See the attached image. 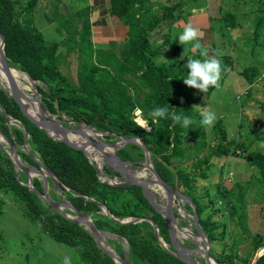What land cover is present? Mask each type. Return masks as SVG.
I'll list each match as a JSON object with an SVG mask.
<instances>
[{"label":"trees","instance_id":"16d2710c","mask_svg":"<svg viewBox=\"0 0 264 264\" xmlns=\"http://www.w3.org/2000/svg\"><path fill=\"white\" fill-rule=\"evenodd\" d=\"M39 1L41 0H28L23 8L26 17L32 14ZM179 8L180 4H175L159 5L153 9L149 0H108V13L124 20L127 25V37L119 56L114 51L92 44L88 8L75 13L76 23L73 28L71 21H57L58 31L64 30L67 35L66 51L75 53L78 58L75 81L57 67V42L45 41L38 29L26 21L19 20L13 0H0V34L4 39L7 62L38 83L37 92L45 97L43 103L48 111L54 113L58 108L60 113L75 122L80 121L120 137L141 139L160 163L155 166L156 172L168 182V170L165 166L170 165L173 159L182 161L197 157L205 151L206 146L214 156L228 153L227 144L223 143L226 132L222 129L220 120L214 125L216 145H205V130L200 124L201 115L194 108L198 92L196 94V89L186 86L183 82L188 75L187 60L179 59V48H173L171 60L159 65L154 64V59L160 55V49L151 46L152 34L162 28L169 30L177 20L175 11ZM169 38V32L165 33L162 45L169 46ZM216 58L222 61L221 76L224 77L227 74L226 68L231 67V64L227 58ZM256 72V67L250 66L243 70L241 75L250 84ZM219 84L221 85V80ZM213 88L215 87H210L205 95ZM165 106L170 112L190 117V127L173 124L170 119H160L156 122L148 115L154 108ZM0 108L7 116L18 120L23 127L22 131L13 128L11 138L10 131L5 126V118L0 113L1 134L16 145L24 142L26 130V143L38 153L40 163L53 173L61 191L73 196L68 202L85 215L94 214L97 218L93 221L96 227L105 228L118 237L125 238L129 246L128 255L133 264H185L164 248L161 249L156 242L157 236L147 220L156 225L158 236L165 241H169L166 236L167 225L161 214L153 209L142 194L139 186H113L101 182L95 168L80 151L52 140L28 122L18 105L1 89ZM137 109L151 127L149 131L139 127L132 119ZM81 136L88 138L84 134ZM186 137L194 141L192 146L182 145ZM132 147L138 148L134 144ZM118 155L121 159L132 160L127 150H120ZM25 157L30 165L37 166L35 161ZM241 158L258 171L260 181L264 184V153L247 151ZM200 165L201 163L196 168H199L203 175V171L209 166L206 160L202 162L203 166ZM177 178L191 193L193 180L189 175L185 176L178 171ZM33 185L42 193V183L39 180L33 179ZM4 190L14 192L24 204L26 217L55 241L74 248L84 264H116L98 248L83 226L54 212L49 205L43 206L44 202L21 184L11 161L0 149V192ZM220 192L225 195L221 188ZM117 197L122 199L121 201L124 198L126 200L115 209L109 202ZM195 197L193 195L192 202L195 204L198 223L208 238L212 239L210 227L204 226V222L199 218L201 207ZM100 205L106 207L111 217L103 213ZM189 208L186 202L181 203V209ZM64 212L67 213L68 210ZM125 219L145 221L119 223ZM146 225L153 243L144 235L140 240H137V236L134 237L140 233V228ZM256 239L261 243L256 242L255 248L262 246V238ZM115 250L121 257L124 256L122 250ZM254 264H264V254Z\"/></svg>","mask_w":264,"mask_h":264},{"label":"rangeland","instance_id":"374dc122","mask_svg":"<svg viewBox=\"0 0 264 264\" xmlns=\"http://www.w3.org/2000/svg\"><path fill=\"white\" fill-rule=\"evenodd\" d=\"M13 1L16 17L19 20L26 21L38 29L45 41L57 42L59 54L57 67L71 80L75 81L78 58L75 53L66 51L68 46L67 35L64 30L58 31L57 21H71L73 28L76 23L75 13L80 10L84 11L86 8H88L89 17L90 11L87 0H41L28 17L23 12L28 0ZM149 1L153 9L159 5L172 6L180 4L179 10L175 11L177 20H175L172 27L169 30L162 28V30L155 31L152 34L151 46L160 49V55L154 59L155 65L171 60L174 47L179 48L180 60L189 58L203 60L206 57L202 53L207 51L208 58L224 57L231 64L230 68H226V76H221L219 88H213L206 95L196 89L195 93L198 92V94L195 96L196 104L194 106L200 113L206 110L214 112L217 117L216 121H221V127L226 132L223 143L227 144V155L216 157L211 151L207 150L206 146L205 151L199 156L182 161L173 159L171 164L165 166V168L168 170L167 178L170 186L190 200L195 195L196 201L200 204L199 218L204 222V226L210 227V233L213 235V238L209 239L201 227L209 242L210 259L215 264H254L264 254V243L256 248L254 246L256 242L261 243L256 239L258 237H261V241L264 242V184L260 181L258 171L241 157L247 151L264 153V0ZM188 24L204 33L203 37L199 39L200 49H196L193 44L183 46L178 41L179 34ZM167 32H169L170 45L164 46L162 45L163 35ZM123 48L124 45L120 49L109 48L106 50L114 51L119 56ZM7 64L18 70L11 63L8 62ZM250 66L256 67L257 72L253 82L249 84L241 75V72ZM37 84V82L32 83L28 79V89L30 91L27 89L24 93L35 99L33 88ZM5 94L8 93L5 92ZM38 98L45 107L43 103L45 97L38 93ZM0 113L5 118V126L8 127L11 138H13V128L22 131V124L18 120L7 116L1 108ZM51 116H55V118ZM50 119L68 129L80 127L72 118L66 117L62 113H51ZM132 119L136 123L139 119L146 120L138 111L133 114ZM84 125L95 128L85 123ZM150 128L148 125L147 129H143L149 131ZM96 130L100 141L103 143L102 145L112 148L117 154L120 150L129 152L132 160L127 161L134 162L131 163L132 166L129 168H141V163L144 162L141 147L136 148L132 147V144H125L119 149L120 144L116 142L120 139L116 134ZM204 130L205 145L214 147L217 143L214 126L204 127ZM81 132L86 133L83 130ZM89 139L94 140V138ZM193 144L194 141L189 137H186L183 141L184 146H192ZM15 148L18 161L23 166L37 169L43 166L40 163L38 153L30 144L23 142L22 144H16ZM145 148L149 153L151 165L156 171L155 166H159L160 163L148 150L147 146ZM0 149L8 154L9 147L2 136H0ZM237 155H241V157ZM25 156L35 161L37 166L30 165ZM6 157L10 160L8 156ZM204 160L210 164V168L204 170L202 175L196 166L200 163V166H203L202 162ZM93 163L96 166V162ZM14 171L17 173V178L21 184L27 185L28 181L25 174L20 170L14 169ZM178 171H181L185 176L189 175L190 179L193 180L191 193L182 186L180 180H177ZM148 172V170L145 171L143 175L148 177L150 173ZM101 173L108 177L107 182H125L124 176L121 174L122 177H120L116 168L108 164H103ZM32 178L42 183L40 176L33 175ZM50 181L48 179L45 187L49 198L55 202H63L64 200L69 203V198L73 196L58 191ZM220 188L225 191V195H222L221 192L223 191L220 192ZM157 196L163 197L161 192ZM126 198L121 201L122 199L117 197L114 201L109 202V205L116 209L122 205L121 203ZM181 203L175 201L173 205V213L177 217L176 226L181 230L182 228L186 229V233L197 239L202 247L205 246L202 238L197 237L195 234L191 208L183 210L181 209ZM45 204L43 206H46ZM67 214L73 218L75 217L70 210ZM86 214L94 224L97 219L95 215L92 213ZM83 228L86 227L83 226ZM96 228L103 233V239L109 247L112 249L117 248L124 253L127 250V258L133 264L128 255L129 246L125 238L118 237L105 228ZM152 229L154 231L153 226ZM166 231L169 241H165L160 235L159 237L165 243V245L163 244L164 249L169 252L173 249L170 246L169 232ZM149 234L150 231H148L146 225V227L140 228V233L134 235V237L137 236V240H140L141 236L144 235L150 243H153ZM156 242H158V238H156ZM177 243L187 250L198 248L193 240L185 237L181 238L179 236ZM159 245L163 249L160 243ZM65 256L71 257V264H84L74 248L55 241L26 217L24 204L14 192L10 190L1 191L0 264H63ZM199 258V262L204 264L203 258Z\"/></svg>","mask_w":264,"mask_h":264},{"label":"water","instance_id":"95a60500","mask_svg":"<svg viewBox=\"0 0 264 264\" xmlns=\"http://www.w3.org/2000/svg\"><path fill=\"white\" fill-rule=\"evenodd\" d=\"M0 59H1V68L4 71H6L8 69V64H7V59H6L5 53H4V39H3V36L1 34H0ZM27 77L32 83L35 82L28 75H27ZM9 90H10V92L6 95L9 98H11L18 105V107L21 110L22 115L26 118V120L28 122H30L31 124H33L38 129H40L41 131H43L52 140H54L56 142L64 143L68 147L75 149L77 151H80L81 154L87 159V161L95 168L96 174H97V176L101 182H104V183H107V184L113 185V186H132V185L139 186L141 188L142 194L149 201V203L153 207V209L162 215V218L164 219V221L167 225V230H168L169 235H170V246L173 249V251H169V253L171 255H173L174 257L178 258L183 263L191 264L189 262L190 257L187 254L181 252V247L177 243V239L175 238V233H174V228H173V224H176V219H177V217L173 213V205H174L175 201H177L178 203L186 202L192 208V223H193V226H194L195 231H196L195 234L197 235V237L202 238V241L205 243V246H204L205 250L203 253V257H202L204 260V264H210L211 259H210L209 247H208L209 242H208L207 238L204 236L200 225L198 224V216L196 213L194 203L192 202V200L188 199L185 195H182L180 192H178L174 188L170 187L167 183H165L159 177V175L157 174V172L154 170V168L151 165V162L149 159V153H148L147 149L145 148V145L143 144L141 139H139V138H121L120 136H117L120 140L117 141L116 143L120 144L119 149L122 148L125 144H135V145L141 147L143 150V154H144V162H142L141 164H144L147 167V170L151 173L153 178L150 180L136 179V178H133L130 174H126V176L128 178H127V180L124 178L125 182H123V183H117L115 181L114 182H107L106 179H108V177L101 173L102 167H99L97 165L95 166L93 161H91L90 158L87 156V154L84 152V150H83L84 147L82 145L81 146L77 145L75 142H71L70 139L68 138V136L71 133H73V134L80 133V131H81L80 128L68 129L65 126L59 125L55 121L51 120L50 119L51 113H49L47 108H45L42 105L40 99L38 98V92H37L36 87H34V90H33L35 97H36L34 99V102L37 103L39 108L42 111L46 112V114H48L49 116L45 115L42 118H35V117L31 116L29 114V112L27 111L25 104H23V102H21L19 95H18L19 92L16 90L15 86L10 81H9ZM56 112L60 113L58 108H56ZM75 123L79 124V126L84 125V123L80 122V121H77ZM89 128L96 130L93 127H89ZM46 129L50 130L51 132L59 134L62 137V139L54 138L53 136L49 135L48 132L46 131ZM81 135H83V133H81ZM0 136L3 137V139L6 141L7 146L9 147L8 154L5 151H3L4 154L10 158V160L12 161V165H13L15 170H20L23 174H25L27 181H28L27 185H25V186L29 190L33 191L34 194L42 202L49 205L54 212H56V213L60 214L61 216L69 219L70 221L77 223L78 225L85 226L86 227L85 229L88 231L90 236L93 238V240H94L95 244L98 246V248L105 255H107L114 263H116V264H131V262L127 258V250H126L124 256L121 257L116 252L115 249H112L111 247H109L107 242L103 239V233L100 232V230H98L94 226V224L90 221V219L87 217V215L79 212L78 210H76L73 206H71L69 203H67L64 200H63V202H55L49 198V196L46 193V189H45V187L47 186V183H48L47 179L51 180L55 189H57L58 191H61L59 184H58V180L56 179V177L53 175V173L49 169H47L43 166H40L39 169L34 168V167L28 168V167L23 166L18 161L17 150H16L13 142H11L5 136H3L1 134V132H0ZM26 141H27V132H26V130H24V143H26ZM89 144H90V146L94 147V149L97 152L101 151V145H99L100 143L96 142V140H89ZM114 157L117 158L121 162V164H123L125 166L131 165V163L132 164L134 163V162H130V161L121 159L117 153ZM117 172L119 173L120 177H122L121 173L119 171H117ZM33 175L40 176V178L42 180V185H43L42 186V190H43L42 193L37 191V189L34 187L33 178H32ZM151 184L159 185L161 187V191H162L161 193L164 195V199H166V202L163 205L162 212L157 208V206L154 203H152L149 200L147 193L144 192V189L147 188ZM100 208L105 215L111 217V215L109 214L106 207L100 205ZM65 210L72 211L74 213L75 217L73 218V217L69 216L66 212H64ZM139 221H141V219H134V220L125 219L123 221H119V223H136ZM149 223L154 228V233L158 238V242L161 244V246L163 248H165L163 245L164 242L158 236V231H157L156 225L152 221H149ZM179 230H181V229L179 228Z\"/></svg>","mask_w":264,"mask_h":264},{"label":"bare ground","instance_id":"6f19581e","mask_svg":"<svg viewBox=\"0 0 264 264\" xmlns=\"http://www.w3.org/2000/svg\"><path fill=\"white\" fill-rule=\"evenodd\" d=\"M9 81L13 83L16 90L19 92V94H18L19 98H20L21 102H23V104H25V107L27 108V111L29 112V114L31 116H33L35 118H42L45 115L49 116L39 108L38 104L34 102V99L28 97L24 93V91H26L28 89V77H27V75L25 73L19 71V69L15 70L13 67H10L9 65H8V69L6 71H4L1 68V59H0V89H3L6 93L10 92ZM51 117L55 118V116H51ZM79 128H80V130H83L86 133L84 134L81 131H80V133H76V134L71 133L68 136V138L70 139L71 142H75L77 145H80V146L82 145L84 147L83 148L84 152L87 154V156L90 158L91 161L96 162L97 166L102 167L103 164H108V165L116 168V170L119 171L124 176V178L126 180L128 178L126 176V174H130L133 178H136V179L150 180L153 178V176L149 172H148L149 173L148 177L147 176L145 177L143 175V173L145 171H147V167L144 164H141V168H135V167L129 168L132 165L125 166V165L121 164V162L117 158L114 157L116 155L115 150H113L110 147L102 145L103 143L100 141L99 136L94 129H91V128L86 127L84 125L80 126ZM46 131L48 132L49 135H51L53 137L57 136L58 139H62V137L59 134L51 132L48 129H46ZM81 133H83L88 138H84L83 136H81ZM54 138H56V137H54ZM89 138H94V140H96V142L100 143L99 145H101V151L97 152L94 149V147L90 146V144H89L90 139ZM144 192L147 193L149 200L152 203H154L157 206V208L162 212L163 205L166 202V199H164L163 194H162L163 197H158L159 195L157 196V194L159 192H162L161 187L157 184H151L147 188L144 189ZM173 228H174V233L176 235L175 236L176 239H178L180 236L181 238L185 237L189 240L191 239L194 241V244H196L198 247L197 249L187 250L186 248L181 247V252L187 254L190 257L189 262L191 264H201L199 262V259H200L199 257H203V253L205 250L204 246L202 247L199 244L197 239L190 236L189 233H186V231H187L186 229L182 228V230H179V228L176 226V224H173ZM204 245H205V243H204ZM168 249H170V248H168ZM210 264H215V263L212 260H210Z\"/></svg>","mask_w":264,"mask_h":264},{"label":"clouds","instance_id":"9594fccd","mask_svg":"<svg viewBox=\"0 0 264 264\" xmlns=\"http://www.w3.org/2000/svg\"><path fill=\"white\" fill-rule=\"evenodd\" d=\"M204 35L198 29L194 28L191 24L184 27L182 33L178 36V41L181 45L193 44L196 49L201 48L199 39ZM202 55L205 59H187L186 68L188 69L187 78L184 79V84L190 88L197 89L203 93H206L210 87L219 88L221 75L223 71L222 61L216 57L208 58L207 51ZM139 112L140 110L137 109ZM158 122L160 119H170L173 124H181L182 127L188 128L192 124V120L188 116L177 114L176 112L169 111L167 106L154 108L148 114ZM200 124L202 127H212L217 119L216 114L211 111H203L200 113ZM139 127L147 129V121L139 119L137 121ZM63 264H71V257L65 256Z\"/></svg>","mask_w":264,"mask_h":264},{"label":"crops","instance_id":"0c3cea01","mask_svg":"<svg viewBox=\"0 0 264 264\" xmlns=\"http://www.w3.org/2000/svg\"><path fill=\"white\" fill-rule=\"evenodd\" d=\"M87 3H88L87 6L89 7V11H90L89 22H90V31H91V42L93 43V45H95L96 47H103L105 49L122 48L124 45L123 42L127 37V25L124 22V20H121L108 13L107 11L108 0H87ZM208 166L210 168V164H208ZM209 168L205 170H208ZM163 181L170 186L168 182H166L165 180Z\"/></svg>","mask_w":264,"mask_h":264}]
</instances>
